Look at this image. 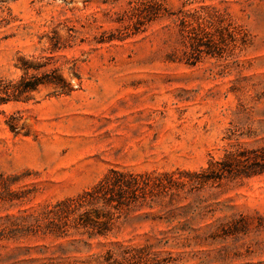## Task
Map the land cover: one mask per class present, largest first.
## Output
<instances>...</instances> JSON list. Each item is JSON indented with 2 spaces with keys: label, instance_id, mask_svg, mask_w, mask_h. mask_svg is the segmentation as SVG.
I'll return each instance as SVG.
<instances>
[{
  "label": "rangeland",
  "instance_id": "obj_1",
  "mask_svg": "<svg viewBox=\"0 0 264 264\" xmlns=\"http://www.w3.org/2000/svg\"><path fill=\"white\" fill-rule=\"evenodd\" d=\"M133 1L0 0V79L18 81L23 61L50 53L48 69L71 88L41 86L28 101L0 106V173L28 193L21 205L0 206V217L73 197L110 169L178 180L210 172L227 152L264 156V0H163L174 12L215 7L247 35L244 46L192 66L170 19L108 40ZM53 31L62 42L55 52ZM189 188L182 215L207 223L242 216L248 232L233 243L242 257L232 264H264V172ZM148 230L126 226L117 240L138 243ZM112 240L92 243V253ZM42 244L49 241L0 243V264H18L14 247Z\"/></svg>",
  "mask_w": 264,
  "mask_h": 264
},
{
  "label": "trees",
  "instance_id": "obj_2",
  "mask_svg": "<svg viewBox=\"0 0 264 264\" xmlns=\"http://www.w3.org/2000/svg\"><path fill=\"white\" fill-rule=\"evenodd\" d=\"M162 19H170L176 29L187 65H194L202 55L231 53L247 42L246 33L215 7L174 12L163 0L130 2L116 16L115 23L120 27L108 40L121 41L142 33L148 25ZM52 33L48 40L50 51L55 52L62 42L55 31ZM52 59L49 53L42 57L41 63L23 61L20 66L23 75L18 81L0 79V106L28 101L30 93L45 85L57 88L60 94L69 93L70 85L59 69H48ZM212 167L206 174L185 172L178 180L164 173L110 169L93 186L73 197L31 212L0 217V243L49 241L47 245L14 247L9 258L18 264H232L242 257L233 243L247 234L246 220L240 216L209 223L197 221L195 216L182 215L186 208L179 202L187 193L186 186L192 189L226 177L250 178L262 174L264 156L253 151L227 152ZM18 179L0 173V206L12 208L28 201V193L12 189ZM126 226H146L149 230L138 243L118 241V234ZM109 239L113 240L92 253V243Z\"/></svg>",
  "mask_w": 264,
  "mask_h": 264
}]
</instances>
